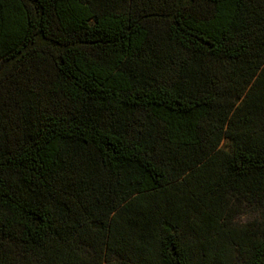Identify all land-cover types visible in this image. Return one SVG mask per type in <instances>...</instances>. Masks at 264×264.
I'll return each instance as SVG.
<instances>
[{
	"label": "trees",
	"instance_id": "obj_1",
	"mask_svg": "<svg viewBox=\"0 0 264 264\" xmlns=\"http://www.w3.org/2000/svg\"><path fill=\"white\" fill-rule=\"evenodd\" d=\"M234 251L264 264V0H0V264Z\"/></svg>",
	"mask_w": 264,
	"mask_h": 264
},
{
	"label": "rangeland",
	"instance_id": "obj_2",
	"mask_svg": "<svg viewBox=\"0 0 264 264\" xmlns=\"http://www.w3.org/2000/svg\"><path fill=\"white\" fill-rule=\"evenodd\" d=\"M225 142V141H224ZM263 210L258 203H249L243 201L240 210L234 215V222L238 224L247 223L254 218L262 216ZM241 254L239 251H234L233 257L230 264H237L241 261Z\"/></svg>",
	"mask_w": 264,
	"mask_h": 264
}]
</instances>
